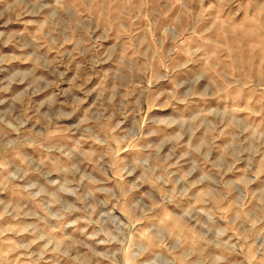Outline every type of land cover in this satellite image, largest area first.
Wrapping results in <instances>:
<instances>
[{"label":"rangeland","instance_id":"obj_1","mask_svg":"<svg viewBox=\"0 0 264 264\" xmlns=\"http://www.w3.org/2000/svg\"><path fill=\"white\" fill-rule=\"evenodd\" d=\"M0 264H264V0H0Z\"/></svg>","mask_w":264,"mask_h":264}]
</instances>
